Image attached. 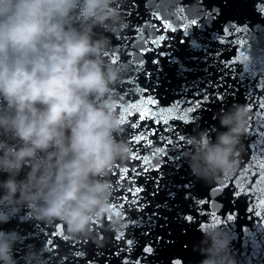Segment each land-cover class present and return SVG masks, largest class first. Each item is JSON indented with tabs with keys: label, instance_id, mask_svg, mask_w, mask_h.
I'll return each instance as SVG.
<instances>
[{
	"label": "clouds",
	"instance_id": "obj_1",
	"mask_svg": "<svg viewBox=\"0 0 264 264\" xmlns=\"http://www.w3.org/2000/svg\"><path fill=\"white\" fill-rule=\"evenodd\" d=\"M127 27L119 0H0V205L12 214L27 208L36 221L62 226L67 240L98 248L106 240L97 229L119 235L131 223L113 214L111 179L132 154L117 110L131 70L111 61L103 34L119 38ZM216 118L227 130L197 129L184 153L191 174L209 183L239 170L252 114L234 104ZM200 231L201 264H237L228 232L213 223ZM17 240L0 233L2 264H17ZM42 259L43 250H30L25 264Z\"/></svg>",
	"mask_w": 264,
	"mask_h": 264
},
{
	"label": "water",
	"instance_id": "obj_2",
	"mask_svg": "<svg viewBox=\"0 0 264 264\" xmlns=\"http://www.w3.org/2000/svg\"><path fill=\"white\" fill-rule=\"evenodd\" d=\"M264 64L242 81L187 136L196 130L222 128L218 118L221 109L227 111L234 104H250L264 95ZM257 109L253 105L250 131L243 139L244 151L236 174L221 176L214 182L197 179L191 174L184 156L190 146L187 137L170 154L142 188L139 200L123 213L126 229L122 238L109 232L104 247H100L89 264H201L205 258L197 250L204 239L200 228L213 223L212 213L220 218L216 224L231 236V254L237 264H264V220L250 212L252 201L246 194L237 195L235 186L242 169L251 160L253 151L264 149L257 123ZM215 141V133H211ZM255 177L249 180L255 182ZM245 187H249L246 183ZM264 196V193H259ZM257 194H253V203ZM204 202V203H201ZM259 210V209H258ZM233 216L232 220L228 217ZM191 217V219H189ZM131 241V244L128 243ZM150 247L151 253L144 249Z\"/></svg>",
	"mask_w": 264,
	"mask_h": 264
},
{
	"label": "snow or ice",
	"instance_id": "obj_3",
	"mask_svg": "<svg viewBox=\"0 0 264 264\" xmlns=\"http://www.w3.org/2000/svg\"><path fill=\"white\" fill-rule=\"evenodd\" d=\"M177 16L184 20L179 27L184 30L185 34H187V29L190 23L194 24L195 21L188 22L183 17L182 9L177 11ZM154 20L156 23L151 25L154 28L156 33H163L159 35H154L153 37L149 38L145 41L146 45H151L152 47H145L143 52H150L153 51L154 48H160L164 46L165 42L170 39L167 33L172 32L175 33L177 31V27H175L171 22L162 18L159 15H154ZM158 22V23H157ZM227 34V30H226ZM115 63V59H113ZM143 63V62H141ZM264 87V85H262ZM145 91V90H143ZM191 107L182 108L181 103L177 102L173 104L171 107H159L158 101L153 98L151 95L147 96L146 98L141 95L137 102L129 101L127 104H121V123H127V117L132 116L133 113L138 114L139 121H151L152 123L156 124L158 127L155 131H149L147 126L144 127L143 130L134 133L131 135V143L135 145H140L144 143L146 146L151 147L153 141L149 138L150 136H155L159 133V140L166 142L167 144H171L172 140L169 136L165 135L164 133L172 132L173 127L170 121H183L184 123H188L190 117L189 113H192L200 106V101L191 102ZM253 105H255L257 112V123L261 125V128L258 129V135L261 139L258 143H264V95L257 96L255 100L249 104L250 110H253ZM157 106V107H153ZM130 127L132 129H141L142 125L138 122L131 123ZM251 129V125L249 126V131ZM181 140L184 137H179ZM132 149V148H131ZM165 150L160 147H156L154 150L151 151V155L143 156L140 154L139 148L132 149L131 159L138 160L141 162V168L138 170L136 167L131 168L132 176H129V167H122L119 169V178L117 179V185H120L122 181H127L129 184V188L127 191L131 193V199L128 196L122 197L121 203H113L112 210L113 214L119 216L121 215V210L126 204L132 203L135 204L139 200V194L142 193L143 189L141 187L135 186V179L137 176L141 174V172H147L153 168L152 158L156 156L164 155ZM115 176L116 174L113 173ZM249 176L255 177V182L253 183L249 180ZM248 184L249 187H245V184ZM235 186L238 189L237 195L243 193L249 196V199L252 201V206H250L249 211H254V214L257 217H260L264 220V196H260L259 193H264V149L260 151H253L251 160L247 163L246 166L243 167L240 176L237 178L235 182ZM257 194L255 197V202L253 203V194ZM204 203V202H201ZM259 209V210H258ZM234 217L229 216L228 219L232 220ZM191 219V217H189ZM213 225L221 223L219 217L216 216V213H212ZM206 226V225H202ZM122 233L117 236V239L122 238ZM52 236H63V229L62 227H58L55 232L52 233ZM67 240V237H63ZM49 245L52 246L54 249L55 245L53 243V239L49 240ZM131 244V241H128ZM146 253H151L152 249L150 247H146L144 249ZM79 255V253H77ZM124 264H128L127 259L124 261ZM139 264V261L136 262ZM176 264H180L179 261H176Z\"/></svg>",
	"mask_w": 264,
	"mask_h": 264
}]
</instances>
